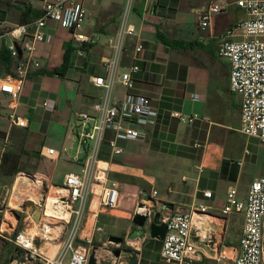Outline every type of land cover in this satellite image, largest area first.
<instances>
[{"label": "crops", "instance_id": "obj_1", "mask_svg": "<svg viewBox=\"0 0 264 264\" xmlns=\"http://www.w3.org/2000/svg\"><path fill=\"white\" fill-rule=\"evenodd\" d=\"M80 1L87 7V20L91 22L85 31L83 26L80 30L91 38L85 51L78 53L71 29L49 20L45 31L51 34V41L37 42L34 59L39 66L30 67L16 107H10L9 94L0 92V147L4 132L8 137L11 131H23L27 152L31 146L30 155L49 161L41 155V149L54 147L59 151L58 160L66 163L65 173L81 172L86 160L88 150L80 148L76 136V112L90 110L103 94L93 78L105 74L103 59L112 53L107 39L118 30L125 2ZM215 1L227 3L226 7L212 14L209 25L202 27L203 11ZM24 3L40 11L43 6L42 0H0L2 28L21 24L20 7ZM131 12L136 34L126 41L120 70L133 62L141 70L133 74L132 89L117 81L113 99L125 100L134 94L148 96L156 112L155 123L128 119L127 123L139 128V134L117 140L122 153H115L109 144L115 131L106 132L100 160L107 163L110 179L128 183V192L123 193L118 207L102 206L99 196L91 193L80 239L85 242L90 238L97 246L99 257L105 258L100 264L112 263L108 247H116V243L107 245L112 234L124 238L122 247L138 252L137 264H174L164 262L162 240L152 238L147 227L132 221L143 192L156 189L157 205L174 204V209L163 210V215L194 210L200 204L208 208L210 216L205 225L209 226L211 241L197 239L199 257L192 264H234L244 215H224L221 209L231 187L245 199L250 184L264 173V144L258 137L241 132L242 99L229 89L230 63L219 54V45L227 38L228 30L235 31L229 38H240L236 26L246 14L235 0H136ZM11 40L8 35L0 37V81L15 74L17 60L3 53ZM138 40L144 49L135 55ZM16 42L19 59H25L26 53ZM55 69L59 72H53ZM13 110L28 119V127L10 126L8 115ZM175 111L196 115L197 119L183 122L172 115ZM229 112L236 116L237 124L228 123ZM36 171L57 184L53 182L54 168L51 172ZM94 189L98 187L94 185ZM205 190L211 191L210 197L204 195ZM105 229L110 233L105 235ZM9 248L12 253L0 263L6 259L10 263L17 247L10 242ZM223 251L227 257L220 262ZM122 259L128 261L125 255Z\"/></svg>", "mask_w": 264, "mask_h": 264}, {"label": "built area", "instance_id": "obj_2", "mask_svg": "<svg viewBox=\"0 0 264 264\" xmlns=\"http://www.w3.org/2000/svg\"><path fill=\"white\" fill-rule=\"evenodd\" d=\"M40 15L30 24H17L8 29L0 25V37H11L7 45L11 55L17 60L15 74L8 75L0 81V92L9 94L12 98L10 107L15 108L17 100L24 89L25 80L31 66H39L34 59L37 42H50L51 34L45 31L49 20L55 21L61 27L71 29L73 40L78 45V53L85 51L86 44L91 38L81 32L83 21L89 11L80 0H42ZM136 0H125L121 21L114 36L108 37L112 48L110 56L103 59L105 74L93 78L94 85L103 89V94L91 104L90 110L76 112L77 140L80 148L88 150L81 172L65 173L62 184H52L43 174L41 181L34 182L36 174L29 176L25 171L16 174L12 194L7 202L0 200L5 218L0 224V237L12 242L17 249L22 250L25 262L36 264H88L89 255L93 249L90 238L85 242L80 239L88 199L91 193L99 196V202L105 207H118L121 203L124 187L128 183L108 176L107 163L100 160V150L108 130H114L115 136L109 141L115 153H122L123 148L117 144L119 138H136L139 128L127 123L128 119L136 117L139 121L153 125L156 112L153 110L148 96L134 94L125 100H114L113 89L117 81L127 89L134 87L133 74L141 70L136 63H131L125 70L122 66L123 52L126 41L136 34V26L130 21V13ZM227 3L215 1L208 5L202 13L201 25L206 27L212 14L221 12ZM242 8L246 17L236 26L240 38H229L235 32H226L225 38L219 45V54L228 58L230 63L229 89L240 94L241 126L240 130L248 136L258 137L264 144V0H235ZM33 27V30H30ZM20 49L26 53L25 59H19ZM144 45L141 41L135 44V55L142 52ZM198 99V95H193ZM46 104V103H45ZM172 115L183 122H193L196 115L186 116L179 111ZM10 126L28 127L26 117L11 111L8 115ZM0 150V163L4 154ZM41 155L53 162L58 161L59 151L54 147H43ZM202 168L199 167V171ZM18 179L27 180L21 187L15 189ZM37 180V179H36ZM48 187V191L44 188ZM94 185L98 189H94ZM156 189L150 190L152 198ZM204 195L211 196V191L205 190ZM14 201L13 200V197ZM142 201V199L140 200ZM139 203V202H138ZM135 207V212L147 213L152 217L150 208ZM40 209L39 218L35 210ZM207 206L200 204L194 210L176 211L162 215L161 220L166 224V233L162 239L161 256L166 263L192 264L199 257L197 239L211 241L207 219ZM11 210L20 214L24 226L12 237H6L5 230L14 227L15 217ZM224 215L233 212L243 213L244 225L239 240V253L234 258V264H264V173L256 178L249 186L245 199L237 195V189L231 187L227 199L221 209ZM12 215V216H11ZM148 219L146 222H148ZM10 222V223H9ZM58 241V248L53 255L44 247L52 246ZM111 242V241H110ZM122 247L120 244H114ZM108 247L111 264H128L122 255L115 256ZM96 250V262L100 264L105 258L99 257ZM223 251L220 262L226 258ZM16 257L9 264H25Z\"/></svg>", "mask_w": 264, "mask_h": 264}, {"label": "rangeland", "instance_id": "obj_3", "mask_svg": "<svg viewBox=\"0 0 264 264\" xmlns=\"http://www.w3.org/2000/svg\"><path fill=\"white\" fill-rule=\"evenodd\" d=\"M131 15H132V12L130 13V19H131ZM91 20H93V18H91ZM82 26H83L82 29L85 31L87 29V27L91 26V22H88V20L86 18L84 20V22L82 23ZM228 123L229 124H237L236 116H234L231 112H229V122ZM22 132L20 134H17V132L14 131L12 133V131H11L10 135L8 137H7L6 133L4 132V137H3L4 141L2 142L3 145H1L0 150L3 147L5 148L4 151H6L9 147H14V149L17 152L21 153L20 165H21L22 171L29 172L32 174H36L38 172V171H36L37 169L41 170L43 172H51L52 169L54 168L55 176H54L53 182L57 183V184H62V178H63V175L66 171V169H65L66 163L63 160H58L56 162H53L51 160L47 161L44 159L39 160L38 158H35L33 155H30L28 152L31 150V146H28L29 151L27 152V150L25 148V143L22 141L23 133H24V132L23 133ZM11 136H13V139L11 138ZM22 149H24L23 150L24 152L21 151ZM26 153H28V154H26ZM15 177H16V175L12 178L11 185L0 186V200L3 201L4 199H6L7 202L9 201L11 194H12V187H13L14 182H15ZM44 190L48 191V187H46V185H45ZM127 192H128V189H125V187H124L123 193H127ZM122 196H123V194H122ZM14 198H15V196L13 197L12 201H14ZM3 219H7V221H8V219H10V221L14 222L11 219L9 214H7V218H5L4 211L3 212L0 211V224H1ZM10 226H11V229L5 230L4 235L6 237H12V235L16 232L18 227L22 228L24 226V224H23V221H18L15 218L14 227L12 226V224H10ZM105 232H106L105 235L110 233L107 229H105ZM139 233H141V232H139ZM112 235H114V234H112ZM101 236H102V234H101ZM0 242H1V245L3 248L0 260H3L6 254L9 255L12 253L11 252L12 249L9 248L10 241L8 239H6L4 237H0ZM112 244H114V242L107 243L108 246L112 245ZM44 247H46V248H48V250H50L51 255H53L56 251V248L54 250V247L50 246L49 244L45 245ZM57 248H58V246H57ZM99 248L104 249V247H99ZM8 249H9V252H7ZM16 255H17V252H16V250H14V252L12 254V258L16 257Z\"/></svg>", "mask_w": 264, "mask_h": 264}, {"label": "water", "instance_id": "obj_4", "mask_svg": "<svg viewBox=\"0 0 264 264\" xmlns=\"http://www.w3.org/2000/svg\"><path fill=\"white\" fill-rule=\"evenodd\" d=\"M19 48V47H18ZM27 175L32 176V173L26 172ZM138 208H150L152 210V217L148 219L147 213H139L136 212L132 218L133 223L138 225L139 227H147L149 229L150 235L152 238H156L162 240L166 233V224L161 220L163 215V210H173L174 204L170 202H162L161 205H157V202L154 198L151 197L150 192L144 191L142 201L138 203ZM3 210V206L0 204V211ZM11 213L15 216L17 220H20V214L16 210H11ZM40 209L35 210V217L39 218ZM207 216H210L207 213ZM148 219V222H146ZM109 241L114 242L116 244H123L124 238L117 235H110ZM97 246H94L88 259V264H97L96 262V250ZM114 253L115 256L125 255L128 258V264H137L138 263V252L128 248V247H116L114 249H110ZM3 248L0 242V257L2 254ZM17 255L16 259L19 262H25V255L22 250H16ZM25 264H36V263H28Z\"/></svg>", "mask_w": 264, "mask_h": 264}, {"label": "trees", "instance_id": "obj_5", "mask_svg": "<svg viewBox=\"0 0 264 264\" xmlns=\"http://www.w3.org/2000/svg\"><path fill=\"white\" fill-rule=\"evenodd\" d=\"M20 17L19 23L21 24H30L32 23L39 15L40 10L35 8L30 4H25L20 7ZM1 32V31H0ZM3 53L6 58L11 56L9 49L6 47L3 49ZM53 72L58 73L59 71L55 69ZM22 149L21 151H23ZM21 153L17 152L14 147H9L3 154L1 163H0V186L2 185H11L12 178L19 172L22 171L21 165ZM37 175H40L39 173ZM21 227H18L16 230L19 231ZM0 264H8V259L2 261Z\"/></svg>", "mask_w": 264, "mask_h": 264}, {"label": "bare ground", "instance_id": "obj_6", "mask_svg": "<svg viewBox=\"0 0 264 264\" xmlns=\"http://www.w3.org/2000/svg\"><path fill=\"white\" fill-rule=\"evenodd\" d=\"M42 176L41 175H36V179H34V182H38V181H41L40 180V178H41ZM27 183V180H24V179H18L17 181H16V183H15V189H18V187H21V183ZM53 246H54V250H55V248H57L56 246L58 245L56 242H54L53 244H52Z\"/></svg>", "mask_w": 264, "mask_h": 264}]
</instances>
